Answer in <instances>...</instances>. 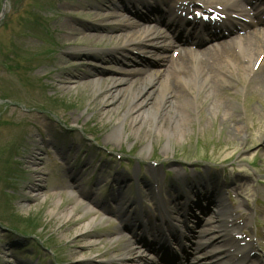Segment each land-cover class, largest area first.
Masks as SVG:
<instances>
[{"label":"rangeland","instance_id":"obj_1","mask_svg":"<svg viewBox=\"0 0 264 264\" xmlns=\"http://www.w3.org/2000/svg\"><path fill=\"white\" fill-rule=\"evenodd\" d=\"M125 1L134 3V0ZM89 4L102 7L100 13L115 12V5L124 6L121 0H0V11L5 8L0 23V100H4L0 101V224L6 225H0V264H79L78 260L84 257L92 260L83 264H102V259H106L105 264L110 262L112 255L108 254L119 239L117 227L122 224L118 214L108 215L112 210L108 200L117 193L112 188L99 189L95 181L96 177L104 179L110 175L107 185H111L114 171L122 164L107 158V168H103L106 147L115 152L113 155L120 153L127 163L134 159L151 167L152 159H157V171H161V162L165 167L182 161L194 165L211 149L209 155L217 160L215 163L223 166L224 162L234 160L238 166H247L244 160L254 162L264 178V86L257 81L248 82L245 74L238 84L232 82L229 92L221 98L217 97L221 93L218 90L214 97H200V103L193 101L190 109L182 108L185 117L181 132L165 116L161 132H157L153 114L144 117L141 125L140 122L130 125V118L142 115V109L149 104L154 108L160 105L162 95L156 90L142 94L140 105L133 102L141 79L131 89L125 88L123 97L110 99L111 79L121 76L114 70L115 66L98 59L90 60L92 64L87 65L80 57L69 55L70 51L83 50L110 58L106 52L101 53L103 50L110 53L116 40L90 35L94 30L104 31L109 22L100 21ZM129 58L137 59L135 55ZM65 62H69L67 74L61 71ZM84 62L85 67L80 68L79 64ZM92 74L103 78L104 90L91 85ZM226 103L236 105L229 115L225 113ZM164 107L166 111L170 108ZM129 108L133 110L125 117L122 135L114 138L112 131L118 119ZM61 121L70 125L71 134L69 130L62 132L65 128ZM238 124L245 128L243 133L236 130ZM86 137L95 142L87 139L88 144ZM63 149L65 162L69 160L74 166L60 161L58 153ZM68 168L72 169L70 175L77 178L75 183L67 177ZM238 170L231 169L228 180H222L221 173L211 174L209 178H217L220 186L227 187L224 193L231 189L237 199L254 194L257 197L263 185L257 183V178L247 179L248 173L242 168ZM106 171L110 173L107 175ZM142 175L131 172L116 177L131 180ZM244 179L246 186L239 187L244 194L239 195L236 183ZM132 190L134 185L129 184L126 203ZM144 190L148 198L144 209L152 214L159 204L156 201L151 204L150 199L158 191L151 186ZM193 198L189 194V199ZM165 199L167 207L177 204V201L170 204L166 193ZM67 209H73L70 218L64 215ZM125 219L129 221L128 216ZM90 222L91 226L87 227ZM11 227L32 236H23ZM121 227L126 233L124 225ZM45 246L55 254L45 250ZM107 250L106 258H102Z\"/></svg>","mask_w":264,"mask_h":264},{"label":"bare ground","instance_id":"obj_2","mask_svg":"<svg viewBox=\"0 0 264 264\" xmlns=\"http://www.w3.org/2000/svg\"><path fill=\"white\" fill-rule=\"evenodd\" d=\"M244 2H248V0H234L231 7L235 9L241 16L247 17V12L244 9ZM90 9L95 10V16H99L100 21H107L110 22L106 26V29L104 31L101 30H94L92 33H90L91 36L96 37H111L117 41L118 44L124 45H137L140 42L148 41L150 44H152V47L150 50H148V53H154L155 59L158 61L159 64H163L164 66H167L166 68L172 71V68L175 67L173 77H170L168 74H166L168 78H164L162 82H159L158 78L161 76L159 74L160 70L157 71L155 74H151L147 76L146 78H143V75H139L138 73L145 71L148 72V70H142V69H124L119 68L117 71L120 72H127L130 73L129 77H120V78H112L111 79V93H110V99H117L119 96L123 97L126 93L125 88L131 89L134 87V84L138 82V80L142 81L139 83V89H137L136 93L133 95V100H137L144 92L145 90L151 89L152 91L154 89H159V93H161V103L160 106L154 108V106H151L149 104L148 107L142 109L141 113L142 115H138L136 117L130 118V125H137L140 121L144 122V117H150L151 114H153V120H157V124L155 125V129H157V132H161V125L163 122V117L168 119L167 122L176 124L177 128L181 129V123L184 121V111L182 108H191L192 106V99L193 95H188L184 90L189 87L190 84H196L199 89H203L205 91H213L217 90L221 93L217 94L218 99L221 98L223 94H227L228 90L224 87V83L226 85H230L232 82L228 80V77L233 78L232 75L234 71L237 72V78H240L242 74L247 72L248 76L253 78V81H258V83L261 86H264V77L261 79V76L264 75V58L259 65L258 68H255L257 59L260 56H264V28L258 26L257 24H253L249 27V31L246 32L245 35H238L237 37L231 38L230 40L225 41H215L212 42L208 47L199 49V48H190V47H183L180 48V53L177 58H174L171 54H169L170 50L172 49V46L170 44H164L165 39L167 36L165 33L158 27V26H151V25H143L139 22L131 21L127 18V15L124 12L121 11H115L112 13H100L98 11H102V7L95 6L92 4H89ZM129 17V16H128ZM117 21H123L119 23H115ZM75 31H78L77 29H74ZM83 34H86L85 32H82ZM81 33V34H82ZM239 34V33H238ZM122 51H124V48H117ZM238 51H243L242 53H245L244 56L250 57L249 62L244 63L243 58L238 56ZM82 53H77L76 51L70 52L71 56L77 57L80 56ZM82 59H88L89 56H94L93 54H86L84 52ZM124 57L126 55H123ZM259 56V57H258ZM95 58H99L97 56H94ZM256 61H252L254 58H256ZM127 59V58H124ZM100 60L105 61H113V60H107L106 58H101ZM70 61H72L70 59ZM118 61V60H117ZM127 62V61H123ZM140 62H145L143 59L140 60ZM69 62H65L62 67L61 71L64 70L63 74L65 73V70L68 69ZM116 63V62H115ZM128 63V62H127ZM146 64V63H144ZM81 66V65H80ZM173 66V67H172ZM84 67V65H82ZM165 68V67H164ZM136 73V75H134ZM93 78L91 80V85L93 87H98L99 90H104L101 86L103 84V78H98V76H95V74H92ZM247 76V77H248ZM171 78V79H170ZM235 78V77H234ZM143 79H145L143 81ZM109 84L106 85V87ZM177 86V88H175ZM151 90L149 92H151ZM182 91L184 92V95H182ZM176 93V95L174 94ZM174 94L176 99H171L167 101L165 106H169L168 111H166V107L162 109L161 112H159V109H161L163 104L166 102V100L169 98L168 96H171ZM178 96L180 98H178ZM229 99V98H228ZM172 102L175 103V105H172ZM234 102H236L234 100ZM141 103H138L140 105ZM177 107L178 109L174 108ZM193 107V106H192ZM231 107V108H227ZM236 105L230 104L227 106L226 103V110L225 113L229 115L233 110L235 111ZM133 110L129 108L128 110L124 111L123 115L120 119H118V123L116 128L112 131V136L114 138H119L122 135L123 132V126L125 123V117L128 116L129 112ZM170 111L171 114H170ZM178 111V112H177ZM178 113L177 116L173 117L175 115L174 113ZM166 113V114H164ZM164 114V115H163ZM159 115V116H158ZM152 116V115H151ZM158 116V117H157ZM128 120V118H127ZM140 122V125H141ZM236 130L238 132H244L243 127L241 124H238L236 127ZM156 131V130H155ZM111 137V138H113ZM116 140V139H115ZM40 156V155H39ZM39 159V158H37ZM71 177V175H69ZM222 204V207L218 206V213L212 218L207 228H204L200 231V235L207 237L208 239H219L220 241L224 242L225 235L223 233L225 232V225H224V212L226 208L224 207V201L222 199L219 200ZM73 212V209H67V211L64 213L66 217H69ZM70 218V217H69ZM94 221V220H92ZM212 224V225H210ZM91 226V222L87 225V227ZM123 235V234H122ZM219 237V238H218ZM120 245L122 243H125L122 248L119 247V244H116L112 246L113 252H119L121 249L124 250V255L126 257H132L131 254L137 253L140 251V248L137 244H134L132 242L131 238L126 237L125 235L122 236L120 240ZM205 242H203L204 244ZM201 243H197L196 250L200 249ZM169 252H166L162 255V259H160L159 262H156V264H162L161 260H163L165 257H169ZM209 254V253H207ZM136 261L138 263L146 264V258L142 256H136ZM233 260H236V263L239 264L240 259L237 257H233ZM166 261V260H165ZM255 264V263H253Z\"/></svg>","mask_w":264,"mask_h":264}]
</instances>
